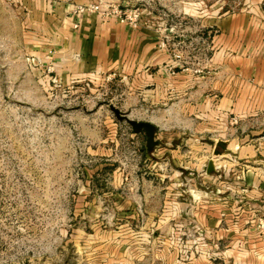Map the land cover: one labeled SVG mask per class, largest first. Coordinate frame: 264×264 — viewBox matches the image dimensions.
<instances>
[{
	"label": "rangeland",
	"instance_id": "1",
	"mask_svg": "<svg viewBox=\"0 0 264 264\" xmlns=\"http://www.w3.org/2000/svg\"><path fill=\"white\" fill-rule=\"evenodd\" d=\"M93 1L137 9L179 55L168 72L209 70L217 95L226 86L239 98L245 58L264 56V0ZM29 3L0 0V264H264V213L224 191L228 176L217 190L201 183L202 164L221 156L176 127V92L55 66ZM111 105L155 124L151 154ZM232 109L227 120L216 110L222 134L247 128Z\"/></svg>",
	"mask_w": 264,
	"mask_h": 264
},
{
	"label": "crops",
	"instance_id": "2",
	"mask_svg": "<svg viewBox=\"0 0 264 264\" xmlns=\"http://www.w3.org/2000/svg\"><path fill=\"white\" fill-rule=\"evenodd\" d=\"M21 1L25 3V0ZM71 1L87 3L93 0ZM31 2L29 11L35 7L41 11V16L34 18L33 24L44 28L53 45L55 66L71 73L104 75L118 72L143 77L155 83L156 87L160 84L163 93L176 92V98L167 100L169 110L176 116V127L192 131L189 139L196 142L202 151L211 143L214 150L217 140L226 142L221 155L223 161H220L221 157L208 158L202 164L205 173L201 183H207L209 190H217L215 181L218 176H228L229 183L224 191L228 194L240 191L248 208L250 204L259 208L253 209V216L264 213V56L245 58L247 68L240 69L238 73V77L244 80L243 93L239 98L230 94L232 89L226 86L219 88L224 92L217 95L216 82L209 70L202 76L177 69L174 74L168 72L167 67L176 64L174 54L160 45V36L152 27L140 22L130 26L114 16L102 20L96 14L72 15L69 13L70 4L65 0ZM74 23L77 27H73ZM237 102L242 108L240 121L244 125L246 123L247 128L243 133H235L231 128L226 133V124L223 132L228 137H224L215 120L216 110H220L218 114L227 120L226 114L233 112ZM161 120L163 122L164 118ZM172 135L179 137V132ZM152 150L146 149V153L151 154ZM209 161L214 169L207 173ZM219 167L224 170L220 171ZM236 172L241 174L236 176ZM209 193L211 197V191Z\"/></svg>",
	"mask_w": 264,
	"mask_h": 264
},
{
	"label": "built area",
	"instance_id": "3",
	"mask_svg": "<svg viewBox=\"0 0 264 264\" xmlns=\"http://www.w3.org/2000/svg\"><path fill=\"white\" fill-rule=\"evenodd\" d=\"M65 1L70 4L69 13L72 15L96 14L102 20L114 16L119 22L126 23L130 26H134L138 23L139 13L137 9L121 10L118 9L116 6L112 7L106 4H102L101 1H90L87 3H74L71 0ZM73 27H77V23H74ZM160 45L164 46V41H161ZM174 55L176 58L179 57V55L177 54ZM176 67L181 69L178 66ZM169 73H175L173 66L169 67Z\"/></svg>",
	"mask_w": 264,
	"mask_h": 264
},
{
	"label": "water",
	"instance_id": "4",
	"mask_svg": "<svg viewBox=\"0 0 264 264\" xmlns=\"http://www.w3.org/2000/svg\"><path fill=\"white\" fill-rule=\"evenodd\" d=\"M110 109L112 110V112L114 113V115L118 120L126 121L133 132L143 131L145 133L146 149L148 151H151L154 148V146L157 145V141L155 139V126L152 122L147 120L131 119L127 116L126 113L120 111L119 109L113 107L112 105L110 106ZM225 148H226V142L223 140H217L215 144V148L213 150V155L221 156ZM213 169H214L213 163L209 161L206 165V172L210 173Z\"/></svg>",
	"mask_w": 264,
	"mask_h": 264
}]
</instances>
